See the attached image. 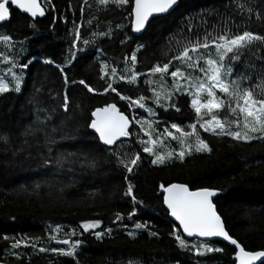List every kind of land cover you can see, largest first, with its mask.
<instances>
[{"label": "trees", "instance_id": "1", "mask_svg": "<svg viewBox=\"0 0 264 264\" xmlns=\"http://www.w3.org/2000/svg\"><path fill=\"white\" fill-rule=\"evenodd\" d=\"M129 2L132 3V0ZM239 2L243 3V0ZM249 3L264 9V0H249ZM41 4L45 9L43 18L33 20L10 8V19L0 25V36L10 35L14 42L25 40L23 53L20 52L18 43L13 49L0 41V55L8 57L19 54L20 63H26L32 57L38 58L26 70L27 78L21 94L0 95V131L10 134L11 147L21 143L19 132L34 119L27 104L34 80L36 87H41L43 82L42 107L56 106L62 100L65 85L61 74L56 67L44 65L40 60L51 58L55 64L66 65L65 58L70 59L68 50L77 24L83 25L78 47H84L86 51L78 53L72 65L65 67L66 74L70 81L85 79L102 91L104 82L99 79L100 62L108 65L109 74L110 69L115 67L117 75L124 76L127 72L124 57H130L137 44L147 47L138 53L136 71L146 72L155 63L167 62L171 54L168 57L163 55L168 51L166 39L178 29L184 16L202 9L212 10L213 15L207 17L209 31L217 21V12L227 11L237 22L241 20L240 15L234 11L233 0H179V4L167 15L151 19L142 34L133 36L128 30L127 34L133 42L121 46L119 40L124 38L123 34L114 35L112 39H100L93 36V33L106 31L110 22L113 25L120 23L127 26L130 23L127 19L130 9L116 10L111 6L101 8L97 0H41ZM226 5L229 6L227 9ZM81 6L84 8L83 17L80 14ZM89 20L92 21L90 25L87 23ZM245 27L264 35V21L255 17ZM84 39L93 43L84 46ZM97 48L102 49L104 53L100 61L95 59ZM10 66L4 59H0V75H6ZM128 67L131 68L130 63ZM237 69L242 70V65H238ZM186 71L189 72L188 69ZM145 79L148 77H142L136 85L117 80L113 86L117 87L122 95H129L133 99L141 94L151 97L150 88H154L163 96L174 87L167 77L161 83L158 76H153L150 78L152 84L147 86L144 84ZM49 88L52 89L55 99L49 95ZM67 91L70 102L67 114L70 118L69 128L79 125L83 129L84 124L90 122L88 117L92 110L106 102H117L119 99L115 94L88 93L78 84L69 83ZM176 99L177 107L181 109L179 113L174 109L165 112L150 102L147 106L156 107V117H150L144 110H138L135 113L136 119L145 122L166 120L169 123H177L183 131L191 132L192 129L188 125L196 121V115L190 107L189 97L182 95ZM117 106L122 111L126 108L123 102ZM125 114L132 119L131 111H125ZM217 115L221 119L233 118L226 109L220 110ZM63 116V109L57 108L48 129L59 125ZM209 118L208 115L205 117ZM144 126L147 129V123ZM166 126L163 123H154L149 131H153L155 135L162 132ZM131 127L133 132L139 128ZM86 131L88 134L84 135L82 131L79 140L60 141L58 145H53L54 151L57 147L60 151H87L89 147H94L92 131ZM198 134L209 143L212 148L210 153H195L193 150L192 154L186 155L183 160L173 158L158 166H153L150 158L142 153V163L135 167L132 173H127L125 169L117 166L114 160L106 163L103 159L95 169L81 165H77L71 172L66 168L60 172L37 169L38 161L26 160L24 156L13 157L11 151H5L4 142L0 141V261L11 264H49L50 261L52 264H77V261L78 264H126L129 258H138L141 264H153L154 261L156 264H233L234 248L220 241L215 243L224 249L223 252L210 253L200 258L176 246L174 238L169 236L175 223L165 211L159 192L161 184L173 182L187 184L190 189L208 187L222 190L213 199V203L217 206L226 230L246 250H264V140L235 142L228 137H216L201 128H198ZM127 139L130 144L125 151L129 154L140 151V146L132 143L134 138ZM184 139L185 145L191 144L194 149L196 137ZM37 142L41 150L46 152L47 149L43 147V133H38L37 139L31 140L34 145ZM154 150L158 154L164 150L161 153L167 154L168 151H179L180 147L177 141L169 138L164 139L163 144L158 143ZM36 151V148L32 149L34 157ZM126 175L128 181L124 179ZM128 182L134 185L137 200L143 202L136 206L137 210L132 219L127 216L133 210L131 198L123 195ZM36 184H39V188L35 187ZM69 184L72 186L65 187ZM117 212L123 214L124 219L114 224ZM86 220H100L97 231L112 228L113 232L100 240L91 232L80 236L82 229L79 225ZM136 222L149 223L152 231L158 232L159 238L150 237L147 232H138L135 238L128 237L126 231L132 230ZM121 223L128 225V229H123ZM57 225L61 226L62 231L53 233L52 229ZM69 229H75L77 232V236L72 239L83 240L75 260L57 257L51 253H40L31 247L6 251L16 239L35 243L37 249L60 247L61 245H55L48 237L55 234L57 239H67L69 237L65 233L69 232ZM12 251L19 253V256L12 255Z\"/></svg>", "mask_w": 264, "mask_h": 264}, {"label": "snow or ice", "instance_id": "2", "mask_svg": "<svg viewBox=\"0 0 264 264\" xmlns=\"http://www.w3.org/2000/svg\"><path fill=\"white\" fill-rule=\"evenodd\" d=\"M97 4L101 8L111 6L116 10L130 9L127 17L130 23L127 26L120 23L113 25L110 22L106 31L93 33V36L100 39H112L114 35L123 34L124 38L119 40L120 45L123 46L133 42L127 34L128 30L133 36L142 34L146 30V26L150 24L151 19L167 15L179 4V0H133L132 3L129 0H97ZM9 5L33 18L45 15V11L38 0H0V23L10 19ZM225 7L227 9L229 6L226 5ZM233 8L240 15V22H237L236 18L227 11L224 13L217 12L218 18L216 23L211 26V31H209L207 17L213 15L212 10L202 9L197 13L184 16L178 29L170 33L166 39L168 51L164 52L163 55L168 57L171 54V58L167 59V62L153 64L146 72L135 70L138 63V53L147 47L144 44H137L130 57H124V67L127 70L124 76H118L115 67L110 69L111 74H109L108 65L100 62L99 79L104 82L102 91L86 82L85 79L70 81L66 74L65 67L72 65L78 53L86 51V48L78 47V44L81 43L83 25L77 24L73 32L71 47L68 50L70 59L65 58L66 65L55 64L51 58L40 60V63L44 65H53L61 74L65 85L62 100L56 106L42 107L41 105L44 103L41 99L44 91L43 82H41V87H36L34 80L32 93L27 100L34 119L23 126V130L18 134L21 143L15 147H11L10 134L0 131V141L4 142L5 151H11L13 157L24 156L26 160L38 161L37 169L54 172H60L65 168L71 172L77 165L95 169L103 159L106 163H111L114 160L117 166L125 169L127 173H132L134 168L142 163V153L150 158V163L153 166L164 165L173 158L183 160L186 155H191L193 150L195 153H210L212 148L209 143L200 138L196 132L197 124L204 132L216 137H228L235 142L247 143L254 140H264V35L257 31L247 30L245 27L253 17L264 21V9L257 8L254 3H249V0H243V3L239 0H233ZM80 14L83 17V6L80 7ZM87 23L90 25L92 21L89 20ZM32 27L34 28V25ZM0 41L13 49L18 43L20 52H24L25 40L14 42L10 35H2ZM90 43L93 41L88 39L82 41L84 46ZM103 54L102 49L97 48L95 59L100 61ZM0 59H4L7 64L11 65L6 75H0V95L21 94L27 78L26 70L38 58L32 57L26 63L19 62V54L8 57L0 55ZM129 63L131 68L128 67ZM238 65H242V70L237 69ZM187 69H196L199 75L193 77L190 72L186 71ZM153 76H158L161 83L166 77L169 78L173 82V89L162 96L160 92L150 88L151 97L141 94L133 99L129 95H122L117 87L113 86L117 80L124 81L129 85H136L142 77H148L144 80V84L147 86L152 84L150 78ZM37 79H39V74ZM69 83L78 84L91 94H115L119 99L117 102H106L103 106L92 110L88 117L90 122H86L83 129L79 125L69 128L68 121L70 118L67 115L70 110L67 91ZM48 93L55 99L51 88L48 89ZM182 95H187L190 98V107L196 115V121L188 125L192 129L191 132H185L177 123H169L166 120L156 119L145 122L136 119L135 113L138 110H144L150 117H156V107L165 112L174 109L175 112L179 113L181 109L177 107L176 97ZM120 102L126 105L124 111L117 106ZM150 102L156 107L147 106ZM57 108L63 109L64 116L59 125L53 126L49 130L48 124L52 123ZM224 109L233 117L232 119L219 118L217 113ZM202 110L205 115L210 116V119H204L201 114ZM125 111L133 113L132 119L125 115ZM41 117L43 118L41 119ZM145 123H147V129L144 126ZM154 123L156 125L163 123L167 126L163 128L162 132L154 135L153 131H149L153 128ZM130 125L139 126V128L133 132ZM87 129L92 130L94 147H89L87 151L82 149L60 151L57 147L54 151L53 145H58L60 141L79 140L82 131L84 135L88 134ZM38 133H43V147L47 149L46 152L41 150L39 142L35 145L31 143V140L37 139ZM177 133L179 135H176ZM190 136L196 137L194 149L191 144L185 145L184 138ZM130 137L134 138L132 143L140 146V151L129 154L124 150L130 144L127 139ZM169 138L178 142L180 150L158 154L154 150L155 146L158 143L163 144L164 139ZM33 148L37 149L35 157L32 155ZM124 179L128 181V176L126 175ZM71 186V184L65 185V187ZM35 187L39 188V184H36ZM159 188L163 198L162 204L166 206L165 211L175 221H178V224L173 225L169 236L174 238L176 246L180 250L187 251L197 258L205 257L210 253H220L224 249L216 246L212 238H222L223 241L234 246L233 264H257L258 261L259 264H264V250H246L226 230L225 223L217 211V206L213 203V198L222 190L208 187L192 190L187 184L176 183L161 184ZM123 195L131 198L133 210L127 216L132 219L137 210L136 206L143 202L137 200L134 195V185L131 182L127 183ZM123 219V214L117 212L113 223L122 222ZM100 224V220L83 221L79 225L82 229L80 236L91 232L97 240H100L105 235H111L112 228L97 231L96 229ZM120 226L125 230L128 229L126 224L121 223ZM60 231H62L60 225L52 229L53 233ZM138 232H147L148 236L159 238L158 232L152 231L151 225L147 222H136L133 229L126 231V234L128 237L135 238ZM65 235L69 238L57 239L55 234L48 238L58 245L67 246L66 248L39 247L37 249L35 243L16 239L6 251L31 247L40 253H51L57 257L75 260L78 255L77 250L83 244V240L80 238L72 239V237L77 236L75 229H69ZM11 254L19 256V253L15 251H12ZM49 264L52 262L50 261ZM126 264H141V261L138 258H129ZM153 264L156 262L154 261Z\"/></svg>", "mask_w": 264, "mask_h": 264}, {"label": "water", "instance_id": "3", "mask_svg": "<svg viewBox=\"0 0 264 264\" xmlns=\"http://www.w3.org/2000/svg\"><path fill=\"white\" fill-rule=\"evenodd\" d=\"M38 2L41 4V0H38ZM132 2H133V0H132ZM41 6L43 7V5L41 4ZM9 7L10 8H12V9H16V10H18L20 13H23V14H25V15H27L29 18H31V19H36V18H43V17H40V16H37V17H35V18H33V17H30V15L29 14H27V13H24V12H22L21 10H19L18 8H16V7H14V6H11V5H9ZM43 9H44V7H43ZM44 11H45V9H44ZM4 23V22H3ZM2 23H0V25H1ZM136 35H139V34H136ZM126 115V114H125ZM130 127H131V125H130ZM92 131V130H91ZM173 183H176V184H184V183H179V182H173ZM171 184V183H170ZM192 190H195V189H192ZM159 192H160V188H159ZM215 198V197H214ZM213 198V199H214ZM163 199V198H162ZM166 206H164V208H165ZM168 216H169V218L175 223V224H178V221H175L174 220V218H172L169 214H168ZM180 231H182V230H180ZM188 239H191V238H188ZM214 241H220V242H223V243H226L227 245H229V246H231V247H233L234 248V246L233 245H231L229 242H227V241H223L222 240V238H212ZM55 243V242H54ZM257 251V250H256ZM0 264H11V263H6V262H1L0 261ZM257 264H259V261L257 262Z\"/></svg>", "mask_w": 264, "mask_h": 264}, {"label": "rangeland", "instance_id": "4", "mask_svg": "<svg viewBox=\"0 0 264 264\" xmlns=\"http://www.w3.org/2000/svg\"><path fill=\"white\" fill-rule=\"evenodd\" d=\"M189 70V72L192 74V76L193 77H195V76H198L199 75V72H198V70H196V69H188ZM174 86V85H173ZM189 100H190V98H189ZM202 116L204 117V119H205V117L207 116V115H205L204 114V112H203V110H202ZM210 119V118H209ZM198 128H200L199 127V124H197V128H196V132L198 133ZM186 132V131H185ZM174 150H176V148H174ZM162 151H164V150H161V151H159V154L162 152ZM175 159H178V158H175ZM190 240V239H189ZM62 246H65V245H61L60 247H62ZM67 246H65V248H66Z\"/></svg>", "mask_w": 264, "mask_h": 264}, {"label": "flooded vegetation", "instance_id": "5", "mask_svg": "<svg viewBox=\"0 0 264 264\" xmlns=\"http://www.w3.org/2000/svg\"><path fill=\"white\" fill-rule=\"evenodd\" d=\"M54 242V241H53ZM55 245H58V244H56V243H54Z\"/></svg>", "mask_w": 264, "mask_h": 264}]
</instances>
